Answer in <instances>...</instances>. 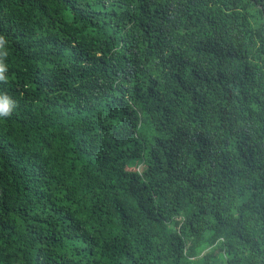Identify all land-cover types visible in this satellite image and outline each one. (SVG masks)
<instances>
[{
    "label": "trees",
    "instance_id": "obj_1",
    "mask_svg": "<svg viewBox=\"0 0 264 264\" xmlns=\"http://www.w3.org/2000/svg\"><path fill=\"white\" fill-rule=\"evenodd\" d=\"M0 35V264H264V0H0Z\"/></svg>",
    "mask_w": 264,
    "mask_h": 264
},
{
    "label": "clouds",
    "instance_id": "obj_2",
    "mask_svg": "<svg viewBox=\"0 0 264 264\" xmlns=\"http://www.w3.org/2000/svg\"><path fill=\"white\" fill-rule=\"evenodd\" d=\"M7 41L5 40V37L0 35V47H3L4 44H6ZM3 55L6 57L8 55L7 51L3 53ZM7 71V67L5 63L0 60V81H6L7 77L4 75V73ZM11 114V107L9 105L7 97H0V117H7Z\"/></svg>",
    "mask_w": 264,
    "mask_h": 264
}]
</instances>
